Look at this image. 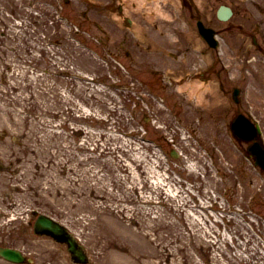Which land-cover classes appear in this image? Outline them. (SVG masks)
I'll return each mask as SVG.
<instances>
[{"label": "rangeland", "instance_id": "1", "mask_svg": "<svg viewBox=\"0 0 264 264\" xmlns=\"http://www.w3.org/2000/svg\"><path fill=\"white\" fill-rule=\"evenodd\" d=\"M244 1L199 0L196 14L216 27L215 9L227 3L234 12L230 17L247 26L252 19L261 21L264 34V0ZM93 2L0 0V130L5 131L0 135V237L29 251L34 257L29 264H77L61 244L33 235L30 228L20 231L19 220L36 208L60 218L87 249L92 240L96 250L89 251L87 264H264V175L249 167L245 144L228 128L229 120L247 109L264 129V55L251 44L257 34L245 37L243 50H230L222 41L214 56L222 54L236 74L245 76L237 80L229 72L228 92L216 66L208 80L214 91L204 93L206 106L197 105L194 98L177 95V83L166 84L161 70L138 72V80L121 68L116 60L127 66L128 48L130 61L144 56L123 42L128 28L115 19L102 20ZM172 7L167 3L161 12L173 13ZM130 9L136 25L151 32L159 26L163 34L181 29L198 34L196 16L191 22L180 8L174 21L152 14L148 22ZM238 31L226 39L238 42ZM174 39L170 36L165 56L177 59L167 63L175 67L186 57V66L197 71L204 64L201 49L189 47V40L174 48ZM214 63L219 65L218 59ZM256 72L260 76L254 79ZM232 84L247 91L238 104L230 94ZM171 149L177 156L167 155ZM260 190L263 196L251 203L249 197ZM100 224L127 244L109 247L123 253L120 262L94 259L113 236L99 233ZM94 239L101 241L96 245ZM0 264L13 263L0 259Z\"/></svg>", "mask_w": 264, "mask_h": 264}, {"label": "bare ground", "instance_id": "2", "mask_svg": "<svg viewBox=\"0 0 264 264\" xmlns=\"http://www.w3.org/2000/svg\"><path fill=\"white\" fill-rule=\"evenodd\" d=\"M156 11L159 12L160 10L156 9ZM162 16L165 18H168V16L164 13H162ZM204 60H206V57H204ZM201 65L202 64H199L195 68H200ZM206 77H207V79H209L210 75L208 74V75H204L202 77L194 71H189L185 76H182L181 78H177V82L178 83L181 82V84L178 85L177 89L182 90V91L187 90V92H186L187 96L189 98H194L197 105L200 103H204L205 102V97H204L205 91H209V92L214 91L212 82H210V81L202 82L201 81V79L206 80ZM59 200H62V199L59 198ZM67 203H68V200H67ZM90 226H92V225H90ZM99 227H100V229L97 227V230L99 231V233L106 234V235H114V231L112 229H107L101 224ZM123 232L129 233L130 236H132L133 234H135L137 237L142 236L139 232H135V233L130 232L126 228H123ZM123 232H121V233L124 234ZM122 237L123 236L121 235L120 238H122ZM94 241H95V244L97 245L100 243L101 239H94ZM130 241H131V238H130ZM91 243H92V240H91ZM112 243H115L116 245H122L123 247L125 246V243L118 240L117 238H110V239L105 240L101 244L102 246L95 252V257H96L97 261H100V263H103L104 261L106 262V261L111 259V261L120 262V260H121L120 258H122L124 255L121 251L114 250L112 252V250L109 248ZM127 253H128V249H127ZM127 253H126V255H127Z\"/></svg>", "mask_w": 264, "mask_h": 264}, {"label": "water", "instance_id": "3", "mask_svg": "<svg viewBox=\"0 0 264 264\" xmlns=\"http://www.w3.org/2000/svg\"><path fill=\"white\" fill-rule=\"evenodd\" d=\"M42 225H44V223ZM50 231L51 232H54L55 234H61V233L64 232L58 226H53ZM65 236H67L68 239H69V241L72 242V239L66 233H65ZM0 254H2L4 257L9 258V259H13V260H18L19 259V256L18 255H15L16 252L13 251V250H11V249H9V248H2V249H0Z\"/></svg>", "mask_w": 264, "mask_h": 264}]
</instances>
